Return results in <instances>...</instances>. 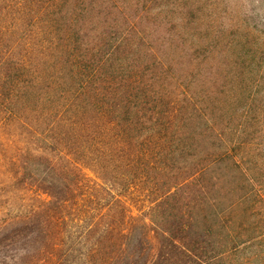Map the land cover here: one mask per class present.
<instances>
[{
	"label": "trees",
	"instance_id": "trees-1",
	"mask_svg": "<svg viewBox=\"0 0 264 264\" xmlns=\"http://www.w3.org/2000/svg\"><path fill=\"white\" fill-rule=\"evenodd\" d=\"M149 2L0 5V264H209L239 248L244 197L215 203L201 151L224 127L180 83L179 53L139 51ZM179 4L186 18L198 1Z\"/></svg>",
	"mask_w": 264,
	"mask_h": 264
},
{
	"label": "rangeland",
	"instance_id": "rangeland-1",
	"mask_svg": "<svg viewBox=\"0 0 264 264\" xmlns=\"http://www.w3.org/2000/svg\"><path fill=\"white\" fill-rule=\"evenodd\" d=\"M182 1L150 0L145 9L148 18L136 20L145 35L137 39L139 51L179 53L180 83L216 127H224L221 136L201 140V151L209 158L213 153L208 177L224 187L225 196L216 194L215 203L226 207L244 197L243 205L235 209L242 224L232 229L239 234L240 245L221 263H208L264 264V0H190L198 4L186 18ZM174 4H179V13L169 16L171 23L155 18L158 7L174 8ZM135 9L139 10L135 6L126 11L134 15ZM213 13L214 25L223 28L214 38V30L195 19L203 16L206 21ZM11 133L0 124L2 185L3 139Z\"/></svg>",
	"mask_w": 264,
	"mask_h": 264
}]
</instances>
